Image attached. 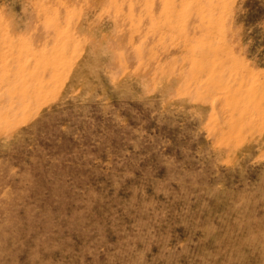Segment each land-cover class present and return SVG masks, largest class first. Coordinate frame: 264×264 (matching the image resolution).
Here are the masks:
<instances>
[{
	"label": "rangeland",
	"instance_id": "374dc122",
	"mask_svg": "<svg viewBox=\"0 0 264 264\" xmlns=\"http://www.w3.org/2000/svg\"><path fill=\"white\" fill-rule=\"evenodd\" d=\"M0 264H264V0H0Z\"/></svg>",
	"mask_w": 264,
	"mask_h": 264
}]
</instances>
